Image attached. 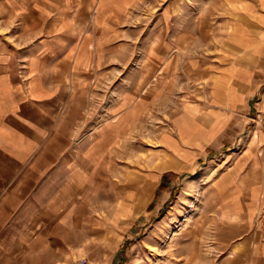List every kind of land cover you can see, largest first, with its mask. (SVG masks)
<instances>
[{
    "label": "rangeland",
    "instance_id": "1",
    "mask_svg": "<svg viewBox=\"0 0 264 264\" xmlns=\"http://www.w3.org/2000/svg\"><path fill=\"white\" fill-rule=\"evenodd\" d=\"M78 1L48 0L49 15L62 7V19L82 24L77 64L63 66L80 73L75 102L96 123L124 117L128 107L144 110L121 141L106 145L111 169H103L107 178L96 183L110 195L117 240L112 252L85 258L90 264L94 259L101 264H264V114L259 107L264 88L253 101V122L212 158L182 167L162 144L176 115L169 109L203 102L208 95L200 82L207 69L200 65L201 59L205 64L217 57L215 46L225 32L218 22L233 16L229 10L235 8L264 14V0H113L108 1L113 14L98 17L97 25L93 14L100 0ZM117 3L125 4L124 11L115 8ZM32 25L26 34L36 36L44 22L40 26L33 20ZM3 28L4 41L19 39V33L5 34ZM250 28L257 35L263 32ZM159 72L176 76L161 81V90L154 78ZM63 99L64 104L70 100ZM159 171L161 185L155 190ZM104 201L98 197L97 205ZM124 209L139 212L129 224L116 223Z\"/></svg>",
    "mask_w": 264,
    "mask_h": 264
},
{
    "label": "crops",
    "instance_id": "2",
    "mask_svg": "<svg viewBox=\"0 0 264 264\" xmlns=\"http://www.w3.org/2000/svg\"><path fill=\"white\" fill-rule=\"evenodd\" d=\"M108 1L114 2L100 0L95 7L96 25L98 17L113 14ZM48 6V0H0V26L5 34H20L12 41L0 36V264H73L86 255L112 252L118 233L110 195L96 183L107 178L103 169H111L106 145L121 141L129 124L144 115L137 105L116 120L96 123L87 117L89 111L75 102L80 73L63 68L77 64L82 24L62 19V7L49 15ZM114 6L124 11L125 4ZM229 13L233 16L218 22L225 32L215 46L217 57L205 64L201 59V69H207L200 81L208 92L205 101L169 109L176 115L162 144L182 167L204 162L235 142L253 122V101L264 88V14L239 8ZM33 20L44 22L36 36L25 30H33ZM250 25L263 32L255 34ZM156 75L159 90L161 81L176 78L171 72ZM63 98L70 100L64 104ZM48 101L53 103H43ZM259 107L264 114V96ZM153 184L160 187V171ZM98 197L106 200L104 206L97 205ZM124 211L116 223L129 224L132 212Z\"/></svg>",
    "mask_w": 264,
    "mask_h": 264
},
{
    "label": "built area",
    "instance_id": "3",
    "mask_svg": "<svg viewBox=\"0 0 264 264\" xmlns=\"http://www.w3.org/2000/svg\"><path fill=\"white\" fill-rule=\"evenodd\" d=\"M73 264H90L87 258H81L74 262Z\"/></svg>",
    "mask_w": 264,
    "mask_h": 264
},
{
    "label": "bare ground",
    "instance_id": "4",
    "mask_svg": "<svg viewBox=\"0 0 264 264\" xmlns=\"http://www.w3.org/2000/svg\"><path fill=\"white\" fill-rule=\"evenodd\" d=\"M175 237V236H174Z\"/></svg>",
    "mask_w": 264,
    "mask_h": 264
}]
</instances>
